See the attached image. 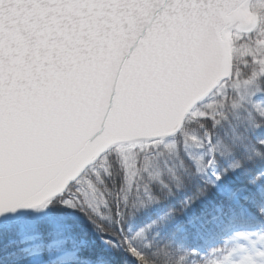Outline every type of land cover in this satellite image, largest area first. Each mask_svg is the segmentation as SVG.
Here are the masks:
<instances>
[{"label":"snow or ice","instance_id":"snow-or-ice-1","mask_svg":"<svg viewBox=\"0 0 264 264\" xmlns=\"http://www.w3.org/2000/svg\"><path fill=\"white\" fill-rule=\"evenodd\" d=\"M0 264H264V0H0Z\"/></svg>","mask_w":264,"mask_h":264}]
</instances>
